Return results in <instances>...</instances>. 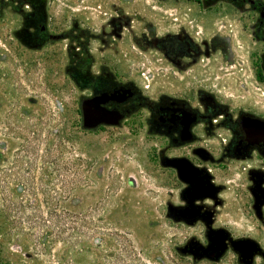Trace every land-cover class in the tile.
<instances>
[{"label": "rangeland", "instance_id": "obj_1", "mask_svg": "<svg viewBox=\"0 0 264 264\" xmlns=\"http://www.w3.org/2000/svg\"><path fill=\"white\" fill-rule=\"evenodd\" d=\"M120 10L130 25L161 30L223 20L198 0H0V264H264V186L218 173L223 188L210 222L227 242L210 257L204 222L175 214L182 184L158 162L138 113L83 128L80 98L90 90L78 86V69L90 70L88 82L101 71L138 83L142 73L154 78L156 64L130 35L104 45L94 38L92 56L78 60L74 40L48 34L74 24L96 33ZM250 99L264 105L261 91ZM228 237L257 249L238 251Z\"/></svg>", "mask_w": 264, "mask_h": 264}, {"label": "flooded vegetation", "instance_id": "obj_2", "mask_svg": "<svg viewBox=\"0 0 264 264\" xmlns=\"http://www.w3.org/2000/svg\"><path fill=\"white\" fill-rule=\"evenodd\" d=\"M198 4L208 12H220L223 20L171 22L161 30L156 22L130 25L120 10L115 21L96 33L74 24L48 38L74 40L71 57L84 60L92 56L89 45L94 38L104 45L113 44L116 36L130 35L137 53L155 62L154 78L142 73L138 83L105 80L101 71L88 82L90 70L78 69V86L90 90L80 98V111L84 98L107 93L113 99L104 106L119 111L120 122L138 113L141 128L155 141L158 162L182 184L176 201L181 206L176 210L195 211V216L181 219L204 222V251L210 256L214 238L221 245L227 242L210 222L223 188L218 173L239 172L252 187L264 186V105L250 99L252 93H264V0H198ZM228 14L244 15L245 20L229 22ZM38 32L46 33V26L40 25ZM39 39L36 34L35 40ZM230 73L239 74L235 78ZM228 242L237 249L229 237Z\"/></svg>", "mask_w": 264, "mask_h": 264}, {"label": "water", "instance_id": "obj_3", "mask_svg": "<svg viewBox=\"0 0 264 264\" xmlns=\"http://www.w3.org/2000/svg\"><path fill=\"white\" fill-rule=\"evenodd\" d=\"M113 99V95L107 93H101L100 95L84 98L81 102V115H82V126L87 130L95 129L100 125H117L122 118L119 111L115 109H108L105 107V103ZM173 163V160H171ZM175 164V163H174ZM183 217L195 216L193 209L185 208L183 210H176V213ZM223 238V237H222ZM216 244V245H214ZM212 252L210 257L218 256L220 251L223 249V244H219L218 239L214 238L211 243ZM237 249H245V251L254 252L256 251V245L246 239L238 240L236 242ZM215 252L217 254L215 255Z\"/></svg>", "mask_w": 264, "mask_h": 264}]
</instances>
